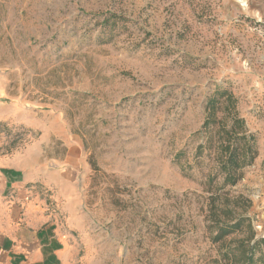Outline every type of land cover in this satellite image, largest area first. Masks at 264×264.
Masks as SVG:
<instances>
[{
    "label": "rangeland",
    "instance_id": "obj_1",
    "mask_svg": "<svg viewBox=\"0 0 264 264\" xmlns=\"http://www.w3.org/2000/svg\"><path fill=\"white\" fill-rule=\"evenodd\" d=\"M217 86L258 146L224 192L250 201L264 237V16L251 0H0V161L53 170L76 155L83 264H223L206 229L214 154L198 155Z\"/></svg>",
    "mask_w": 264,
    "mask_h": 264
},
{
    "label": "crops",
    "instance_id": "obj_2",
    "mask_svg": "<svg viewBox=\"0 0 264 264\" xmlns=\"http://www.w3.org/2000/svg\"><path fill=\"white\" fill-rule=\"evenodd\" d=\"M251 6L264 16V0ZM76 160L69 152L53 170L40 159L0 161V264H83Z\"/></svg>",
    "mask_w": 264,
    "mask_h": 264
},
{
    "label": "trees",
    "instance_id": "obj_3",
    "mask_svg": "<svg viewBox=\"0 0 264 264\" xmlns=\"http://www.w3.org/2000/svg\"><path fill=\"white\" fill-rule=\"evenodd\" d=\"M203 131L206 141L198 155L213 151L215 164L205 186L209 240L219 246L223 264H264V237L257 236L248 216L250 201L242 194L224 192L243 179L244 170L258 157L257 137L240 117L232 92L217 86L207 99ZM219 178L221 185L216 184Z\"/></svg>",
    "mask_w": 264,
    "mask_h": 264
}]
</instances>
